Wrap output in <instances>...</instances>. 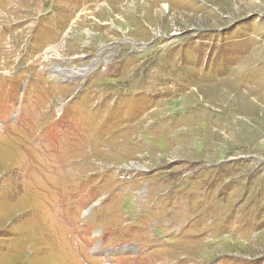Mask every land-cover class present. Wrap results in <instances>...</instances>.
Instances as JSON below:
<instances>
[{
    "label": "rangeland",
    "instance_id": "374dc122",
    "mask_svg": "<svg viewBox=\"0 0 264 264\" xmlns=\"http://www.w3.org/2000/svg\"><path fill=\"white\" fill-rule=\"evenodd\" d=\"M0 264H264V0H0Z\"/></svg>",
    "mask_w": 264,
    "mask_h": 264
}]
</instances>
